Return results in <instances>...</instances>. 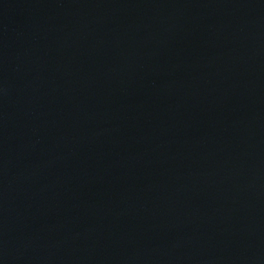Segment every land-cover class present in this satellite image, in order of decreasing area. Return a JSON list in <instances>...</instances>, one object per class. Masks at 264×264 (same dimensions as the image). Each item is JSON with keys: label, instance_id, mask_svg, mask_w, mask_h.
I'll list each match as a JSON object with an SVG mask.
<instances>
[{"label": "water", "instance_id": "water-1", "mask_svg": "<svg viewBox=\"0 0 264 264\" xmlns=\"http://www.w3.org/2000/svg\"><path fill=\"white\" fill-rule=\"evenodd\" d=\"M0 264H264V0H0Z\"/></svg>", "mask_w": 264, "mask_h": 264}]
</instances>
